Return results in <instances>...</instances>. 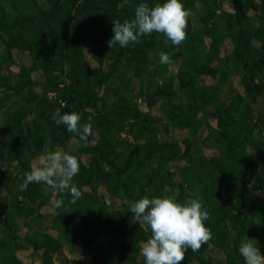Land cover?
<instances>
[{
  "label": "trees",
  "instance_id": "1",
  "mask_svg": "<svg viewBox=\"0 0 264 264\" xmlns=\"http://www.w3.org/2000/svg\"><path fill=\"white\" fill-rule=\"evenodd\" d=\"M164 2L0 0V264H27L17 255L26 247L41 251L40 264H55L66 245L92 252L89 264H144L140 245L151 233L132 222L130 205L165 195L180 203L198 199L210 214L204 223L212 239L198 252L189 248L182 264H244L239 247L246 238L264 254V0H181L190 15L178 48L160 33L109 48L115 20H133L140 3ZM226 40L232 50L222 54ZM88 45L91 60L76 53ZM16 50L29 53L28 70L10 69ZM160 52L170 64L159 63ZM202 75L217 80L203 85ZM235 75L244 93L228 95ZM71 112L81 124L90 118L86 146L52 119ZM177 129L187 135L173 139ZM73 140L79 143L69 149ZM56 146L79 159L73 183L82 196L75 203L70 191L53 197L44 184L20 190L32 162ZM179 161L185 162L172 168ZM116 177L125 180L115 184ZM54 198L63 204L55 210L53 236L43 229L40 210ZM23 227L28 231L21 234ZM102 234L122 252L98 245ZM214 252L222 253L218 261Z\"/></svg>",
  "mask_w": 264,
  "mask_h": 264
},
{
  "label": "clouds",
  "instance_id": "2",
  "mask_svg": "<svg viewBox=\"0 0 264 264\" xmlns=\"http://www.w3.org/2000/svg\"><path fill=\"white\" fill-rule=\"evenodd\" d=\"M134 19L131 21L119 20L113 22V37L107 42L110 49L119 45L121 48L130 43H139L141 38L153 33L163 34L165 44L181 45L186 40L189 12L181 0H166L150 7L147 3H140L134 9ZM159 63H171L170 55L159 53ZM57 126L64 125L68 132L75 133L81 141L88 143L89 136L93 135L90 122L81 124V116L76 112L57 113L52 117ZM31 171L25 172L21 178L20 190L27 189L30 183L47 185L52 189L53 197L65 190L70 191L72 203L81 198L82 192L73 183V179L80 172V162L77 156L64 150H50L39 156L30 165ZM48 196V192L43 193ZM107 204L111 200L105 201ZM56 207H61V199H53ZM133 223L150 230V237L140 245V253L144 264H182L186 251L191 248L195 253L202 245L212 239L210 228L204 221L210 218L209 212L198 199H189L184 203L165 195L149 198L147 196L130 205ZM239 253L244 264H264V254L252 239H245Z\"/></svg>",
  "mask_w": 264,
  "mask_h": 264
},
{
  "label": "rangeland",
  "instance_id": "3",
  "mask_svg": "<svg viewBox=\"0 0 264 264\" xmlns=\"http://www.w3.org/2000/svg\"><path fill=\"white\" fill-rule=\"evenodd\" d=\"M224 6H225L226 9L232 10V5H231V3L229 1H227ZM231 50H232V42L230 40H226V42H225V44L223 46L222 54L230 52ZM76 53L80 54V55H83V56H86L90 60L92 59L91 58V56H92V48H91L90 45H88L87 48L82 50V51H80V50L76 51ZM14 57H15V63H14V65L13 64L11 65L10 69H12L13 71H22V70H28L29 69V65L31 63V57H30L28 52L16 50ZM179 61H180V59L175 61V62H173V64L171 65V68H172L173 72L177 70L178 65H179ZM33 75H35V74H33ZM44 76H45L44 73H42V74L38 73L36 77H39L40 80H44L45 79ZM216 80H217V77H213L212 78L211 76H207V75H202L200 77V82L203 85H208V84H211V83L213 84L214 82H216ZM131 84H133V81H132L131 78L126 80V82L122 86V88L124 89L125 92L129 91V87L131 86ZM39 90H41V87L39 88ZM225 90H226L228 95H232V94H235V93H244L243 85L241 84V82H240L239 78L237 77V75L233 76L229 80V82L227 83V85L225 87ZM139 103H140V106L142 107V109H147V106H146L145 102H143L142 100H139ZM205 107H207V109L211 108V106L209 104H206ZM154 112L155 113H160L161 111L160 110H154ZM201 115H202V113H201ZM207 122L211 123V125H216V123H217L216 119H214V118L213 119L210 118ZM207 122H202L199 125V130L204 135L207 133L206 124H205ZM4 127H5V124H4V121H3V117H1V108H0V133H2ZM186 135H187V131L186 130L177 129V130H175L173 132L172 137H173V139L177 140V139H181V138L185 137ZM78 143L79 142L76 141V140L71 141L70 144H69V149L75 148L78 145ZM50 150L51 149H48V151H50ZM54 150H63V149L61 147H59V146H56ZM206 154L209 155L211 158H213V157L215 158V157H217L218 152H217V150L215 148H214V150L210 149V148H206ZM85 159H87V157H85ZM184 162L185 161H179V162L173 164L172 168H174L178 164H183ZM124 180L125 179H123L121 177H116V178L113 179V182L115 184H122V182H124ZM55 210H56V206L54 205L53 200L51 202H49L47 205L43 206V208L40 210V213H41V215H43V219H44V221H42V223H43L42 227H43L44 230H48L49 234H51L53 236L57 234L56 233L57 231L56 230L54 231L52 229V227H51L52 220L54 219L55 214H56ZM26 231H28V229L26 227H23L20 233L23 234ZM100 236L101 237L99 238V240L97 242L98 245L101 244L104 247H107V248L111 249V251L114 254H118V253L122 252L121 247L117 246V245H119V243L115 242L114 239L111 236L105 235V234H102ZM17 255L24 263H27V264H40L41 261H42V259H41V251H35L32 247H26V248L20 249L18 251ZM210 255L213 258H216V260L219 257H222V253H220V252L210 253ZM61 256L62 257L63 256H67V257H70V258H77V259H80L83 264H89L90 260H91V258L93 256V253L90 252L89 250H85V251L82 252L80 249H75L74 251H72L68 247V245H66L65 248L62 251V255ZM61 256H59L56 259L55 264H62V260H61L62 257ZM208 256H209V254H208ZM141 258H143L142 255H141Z\"/></svg>",
  "mask_w": 264,
  "mask_h": 264
}]
</instances>
